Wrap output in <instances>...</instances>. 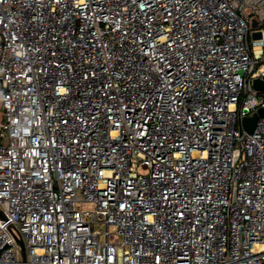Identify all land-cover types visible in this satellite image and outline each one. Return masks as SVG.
<instances>
[{
	"label": "built area",
	"instance_id": "built-area-1",
	"mask_svg": "<svg viewBox=\"0 0 264 264\" xmlns=\"http://www.w3.org/2000/svg\"><path fill=\"white\" fill-rule=\"evenodd\" d=\"M263 77L264 0H0V264H264Z\"/></svg>",
	"mask_w": 264,
	"mask_h": 264
},
{
	"label": "water",
	"instance_id": "water-1",
	"mask_svg": "<svg viewBox=\"0 0 264 264\" xmlns=\"http://www.w3.org/2000/svg\"><path fill=\"white\" fill-rule=\"evenodd\" d=\"M252 24H255V20L252 21ZM253 86L256 89H262L264 87V77L263 79H255L253 82ZM264 117V108H259L256 112H254L252 115L250 116H246L243 118L242 122H243V127L247 132H252L256 119L258 117ZM16 241L20 246V254H21V260L24 261L25 260V248H24V243L22 241V239L16 237Z\"/></svg>",
	"mask_w": 264,
	"mask_h": 264
}]
</instances>
